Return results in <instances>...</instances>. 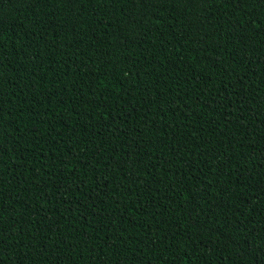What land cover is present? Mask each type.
<instances>
[{
	"label": "trees",
	"instance_id": "obj_1",
	"mask_svg": "<svg viewBox=\"0 0 264 264\" xmlns=\"http://www.w3.org/2000/svg\"><path fill=\"white\" fill-rule=\"evenodd\" d=\"M0 264H264V0H0Z\"/></svg>",
	"mask_w": 264,
	"mask_h": 264
}]
</instances>
